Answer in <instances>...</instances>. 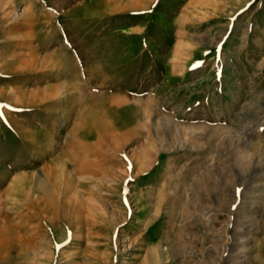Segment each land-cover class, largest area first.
Instances as JSON below:
<instances>
[{
  "label": "rangeland",
  "instance_id": "374dc122",
  "mask_svg": "<svg viewBox=\"0 0 264 264\" xmlns=\"http://www.w3.org/2000/svg\"><path fill=\"white\" fill-rule=\"evenodd\" d=\"M0 264H264V0H0Z\"/></svg>",
  "mask_w": 264,
  "mask_h": 264
},
{
  "label": "bare ground",
  "instance_id": "6f19581e",
  "mask_svg": "<svg viewBox=\"0 0 264 264\" xmlns=\"http://www.w3.org/2000/svg\"><path fill=\"white\" fill-rule=\"evenodd\" d=\"M95 5H97V3H95ZM94 7V6H93ZM5 238V237H4ZM5 240V239H4ZM6 241V240H5Z\"/></svg>",
  "mask_w": 264,
  "mask_h": 264
}]
</instances>
